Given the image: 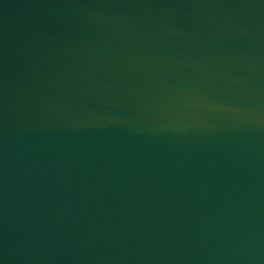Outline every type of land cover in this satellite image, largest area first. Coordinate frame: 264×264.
<instances>
[{"label": "water", "instance_id": "obj_1", "mask_svg": "<svg viewBox=\"0 0 264 264\" xmlns=\"http://www.w3.org/2000/svg\"><path fill=\"white\" fill-rule=\"evenodd\" d=\"M0 264H264V0H0Z\"/></svg>", "mask_w": 264, "mask_h": 264}]
</instances>
